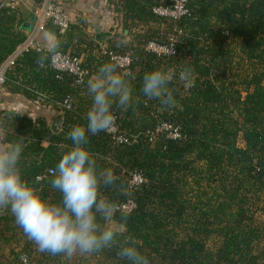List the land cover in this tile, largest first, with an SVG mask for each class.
<instances>
[{
  "label": "trees",
  "instance_id": "trees-1",
  "mask_svg": "<svg viewBox=\"0 0 264 264\" xmlns=\"http://www.w3.org/2000/svg\"><path fill=\"white\" fill-rule=\"evenodd\" d=\"M109 4L123 15L122 27L111 38L100 34L98 45L86 40L82 24L61 34L49 22L44 32L58 35L61 51L83 57L88 79L103 63L113 62L111 54L130 56L129 72L119 71L130 83L133 106L127 111L113 106L118 133L127 142L118 143L106 131L90 134L86 145L122 185V191H101L127 215L124 235L136 238L151 264H264V219L259 218L264 216V0H188V14L178 18L154 12L173 10L170 0ZM29 20L20 7L0 0V67L27 39L24 24ZM134 27L144 29L133 33ZM102 42L108 46L97 57ZM151 43L173 52H154ZM41 50L24 53L4 86L30 100L48 96L57 113L64 114V125L55 134L47 120L2 110L1 143L24 138V178L44 198L59 201L60 193L49 184L50 171L71 145V127L87 123L92 101L86 85H76L72 75L51 66L38 70ZM244 65L251 70L242 74ZM185 66L193 69L190 85L179 80ZM157 68L173 77L169 87L176 104L170 109L141 92L143 75ZM66 99L73 101L72 108L59 109ZM135 174L144 179L139 186L132 183ZM129 203L133 208L122 210ZM0 232L11 233L13 241L26 238L7 210H0ZM23 243L8 264H21L22 253H37L30 264H87L89 258L96 264H127L116 248L68 262L37 252L28 239Z\"/></svg>",
  "mask_w": 264,
  "mask_h": 264
},
{
  "label": "clouds",
  "instance_id": "clouds-1",
  "mask_svg": "<svg viewBox=\"0 0 264 264\" xmlns=\"http://www.w3.org/2000/svg\"><path fill=\"white\" fill-rule=\"evenodd\" d=\"M45 38L47 47L35 60L38 70L46 69L62 55L58 35L48 31ZM193 78L189 66L179 73L183 83L190 85ZM172 79L161 68L146 72L141 92L148 100L157 99L170 109L176 104L174 90L169 87ZM86 87L92 101L86 113L87 123L71 127L67 134L71 145L51 170L49 184L60 193L59 201L44 198L35 183L24 178L21 160L25 139L18 138L0 143V210L10 212L40 253L70 262L77 255L90 256L116 248V255L127 264H151L136 238L124 235L127 215L120 212V204L101 191H122L119 178L111 168L100 167L86 147L90 134L106 132L114 125L113 106L122 111L133 106L132 88L116 62L103 63L87 80Z\"/></svg>",
  "mask_w": 264,
  "mask_h": 264
},
{
  "label": "crops",
  "instance_id": "crops-1",
  "mask_svg": "<svg viewBox=\"0 0 264 264\" xmlns=\"http://www.w3.org/2000/svg\"><path fill=\"white\" fill-rule=\"evenodd\" d=\"M3 5L10 6L12 8L20 7L24 14L30 17V20L26 23L30 24L32 35L36 28V21L33 22L32 18L35 17L36 8L44 1L41 0L37 3V0H1ZM64 6L68 14L73 20V24H82L87 34L86 40L94 41L95 45H98L95 40H98L100 34H111L119 32L122 27L123 15L115 13L113 11V5L109 4V0H54ZM120 2V0H115ZM132 22V21H131ZM144 28L134 27L133 33L142 32ZM27 33V31H26ZM46 32H41L37 36L35 43L36 48L46 49L47 41L45 38ZM27 37V38H28ZM108 44L102 42L100 48H96L94 54L100 57L99 52H105ZM98 52V53H97ZM83 60V57H81ZM3 67V65H2ZM1 69V67H0ZM8 110L15 111L22 115H26L32 119L47 120L51 114L57 112L54 107L42 106L35 103V100L26 98L22 93H12L6 86L0 87V111ZM48 121V120H47ZM53 124V123H52ZM4 137V132L0 130V143ZM46 145V144H44ZM11 233L1 234L0 232V264L12 263L16 253L22 251L24 247V241L26 238L17 236V240H12ZM4 237L9 239V242H5ZM11 239V240H10Z\"/></svg>",
  "mask_w": 264,
  "mask_h": 264
},
{
  "label": "built area",
  "instance_id": "built-area-1",
  "mask_svg": "<svg viewBox=\"0 0 264 264\" xmlns=\"http://www.w3.org/2000/svg\"><path fill=\"white\" fill-rule=\"evenodd\" d=\"M174 4L173 10L156 8L154 12L161 16L178 18L182 15L188 14V9L186 8L188 0H170ZM36 18V28L32 35H30L24 42H22L13 53L12 56L1 66L0 69V87L4 86L7 81V73L16 66V62L24 53L30 49L36 48L35 40L41 32L45 30L46 25L51 22L61 34H65L73 24V20L64 8V6L54 0H44L35 10ZM144 28V27H142ZM150 50L157 53H172V49H166L164 47H159L155 43H151L148 47ZM62 55L50 62L51 68L58 71L59 73H67L72 75L75 84L78 86L86 85L88 80V71H86L82 66V59L73 56L69 52L65 53L63 51ZM113 62L118 63L119 68L123 73H128V67L130 65L131 59L129 54L127 55H115L111 54ZM35 103L42 106L54 107L55 105L51 103L50 98L46 95L40 94ZM73 101L66 99L63 103L57 104L59 109H71ZM116 118L114 117V125L108 130V133L114 134L115 139L118 143H126L127 139L124 135L118 133V126L116 124ZM178 135L175 134L174 137ZM52 175V171H50ZM41 179V178H40ZM144 182L142 175L135 174L132 183L135 186H139ZM133 208L131 203L124 205L122 210L130 211ZM39 252V251H37ZM34 257H38L37 253L29 254L22 253L20 256L21 264H30Z\"/></svg>",
  "mask_w": 264,
  "mask_h": 264
},
{
  "label": "water",
  "instance_id": "water-1",
  "mask_svg": "<svg viewBox=\"0 0 264 264\" xmlns=\"http://www.w3.org/2000/svg\"><path fill=\"white\" fill-rule=\"evenodd\" d=\"M32 21L35 22L36 21V18L33 17L32 18ZM24 28L26 29L27 31V34L29 35L31 33V27H30V24L29 23H25L24 24ZM64 122V114H60L58 117H56L53 121V124H52V131L57 134L60 132L62 126L64 125L63 124Z\"/></svg>",
  "mask_w": 264,
  "mask_h": 264
},
{
  "label": "rangeland",
  "instance_id": "rangeland-1",
  "mask_svg": "<svg viewBox=\"0 0 264 264\" xmlns=\"http://www.w3.org/2000/svg\"><path fill=\"white\" fill-rule=\"evenodd\" d=\"M234 45H235V44L233 43L232 46L234 47ZM235 46H236V45H235ZM250 70H251L250 67H247V65H244V68H243V70H242V71H243L242 74H243V73H247V72H249ZM59 115H60V114H58L57 112H55L54 114H51L50 117L47 119L48 122L51 123V125H52L54 119H55L56 117H58ZM259 218H260V219H264V216H263V215H259ZM86 262H87V264H96L95 261H94V262L92 261V258H89L88 261L86 260Z\"/></svg>",
  "mask_w": 264,
  "mask_h": 264
}]
</instances>
